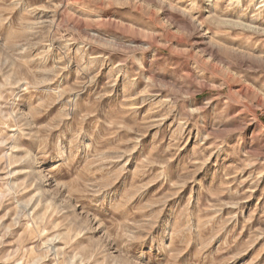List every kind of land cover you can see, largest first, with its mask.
<instances>
[{"label":"rangeland","instance_id":"rangeland-1","mask_svg":"<svg viewBox=\"0 0 264 264\" xmlns=\"http://www.w3.org/2000/svg\"><path fill=\"white\" fill-rule=\"evenodd\" d=\"M262 152L264 0H0V264H264Z\"/></svg>","mask_w":264,"mask_h":264},{"label":"clouds","instance_id":"clouds-1","mask_svg":"<svg viewBox=\"0 0 264 264\" xmlns=\"http://www.w3.org/2000/svg\"><path fill=\"white\" fill-rule=\"evenodd\" d=\"M209 2L211 3V0H209ZM96 7L102 8L104 7V4L98 2ZM63 155V152H59L57 153V156L53 157V160H56L58 157ZM260 155H264V152L260 153ZM209 159L210 157H206L203 162L206 163ZM60 166L61 165L59 163L55 164V167L57 168ZM261 174L264 175V173ZM152 226L154 227V225ZM149 235H152L150 230ZM152 244L157 248L158 251L167 253L169 255L170 259L168 260V264H176L181 252L177 251L175 239H173L171 242L168 241L167 232L163 227L156 235L152 236ZM209 244L210 241L205 242L204 235L200 229H196L195 231L189 230V233L182 241V251H187V249L193 245L196 246L197 250L196 254L188 261V264H225L224 260L216 259V257L212 256L211 254L205 255ZM217 255H219V253H217Z\"/></svg>","mask_w":264,"mask_h":264}]
</instances>
